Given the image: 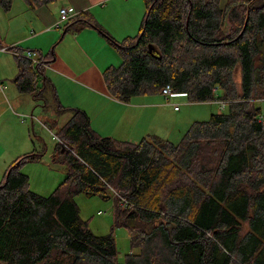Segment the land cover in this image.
<instances>
[{
  "label": "trees",
  "instance_id": "trees-1",
  "mask_svg": "<svg viewBox=\"0 0 264 264\" xmlns=\"http://www.w3.org/2000/svg\"><path fill=\"white\" fill-rule=\"evenodd\" d=\"M57 1L23 3L31 9ZM12 2L0 0V7L8 11ZM143 3L137 33L121 41L86 12L67 23V30L95 26L118 50L120 65L103 71L109 93L126 103L170 85L189 102H222L227 110L193 121L176 143L157 135L132 143L98 134L85 111L55 100L56 114L70 112L52 156L66 177L41 196L19 171L39 154L7 165L0 264H264V119L255 105L264 99V0ZM17 57V88L44 98L40 65ZM78 193L114 198L115 223L131 246L122 261L112 234L95 235L81 219Z\"/></svg>",
  "mask_w": 264,
  "mask_h": 264
},
{
  "label": "crops",
  "instance_id": "crops-1",
  "mask_svg": "<svg viewBox=\"0 0 264 264\" xmlns=\"http://www.w3.org/2000/svg\"><path fill=\"white\" fill-rule=\"evenodd\" d=\"M226 1L220 0V5L224 6ZM14 2L8 11L0 8V25L7 30L0 41V118L6 112L15 114L12 109L23 113L32 109L29 112L32 124L35 109H47L49 106L56 109L54 101L57 100L67 109L85 111L91 128L102 136L132 143L149 135L169 139V133L177 122L166 111L171 108L176 112L171 103L177 97L145 94L134 95L126 103L117 100L109 93L103 78V71L107 67L121 63L116 47L95 26L66 29L73 17L86 12L104 32L121 41L137 33L144 13L143 0H60L28 10L24 3H16L14 7ZM62 5L71 9V15L60 24L58 30L53 25L58 21ZM21 15L26 18L23 19ZM18 18L22 21L11 25ZM4 47L9 51H2ZM11 47L20 49L19 56L26 51H35L39 58L42 57L39 64L42 74L38 75L36 83L37 93L43 91L44 98L36 97L34 93L20 92L15 83L14 89L3 82L13 81L19 69V59L10 52L15 50ZM63 113H69L70 117V112ZM52 123L58 125L57 122ZM4 128L1 122L2 171L22 154L15 138L2 136Z\"/></svg>",
  "mask_w": 264,
  "mask_h": 264
},
{
  "label": "rangeland",
  "instance_id": "rangeland-1",
  "mask_svg": "<svg viewBox=\"0 0 264 264\" xmlns=\"http://www.w3.org/2000/svg\"><path fill=\"white\" fill-rule=\"evenodd\" d=\"M14 1V7H16V3L23 5V0ZM21 17L23 19L26 18V16L23 17L22 15ZM19 21H22V19L18 18L14 20L11 22V25L18 23ZM0 27L1 41L7 30H4L1 25ZM228 27L229 24L226 23L224 28L227 30ZM5 57L6 56H4V58ZM234 78L238 87H240L241 65L239 62L234 71ZM3 82L15 89L13 81L4 80ZM154 95L159 96L161 94H149V96ZM174 97L177 98L172 99L174 102L171 103V107L173 108L174 106H177V109H175L176 112H173L174 110L171 108H167L166 111L170 115V118L177 122V125L171 129L168 137L173 143L180 140L182 134L193 121L207 120L212 114H215L217 110L222 112L227 110V104L221 102H189L186 97ZM255 105L261 109L262 117L264 119V99L257 100ZM31 110L32 109H30L29 112H31ZM29 112L23 113L12 109V113L15 114L11 115L9 112L4 113L0 118V124L2 122L3 126H5L2 131V136L5 138L11 136L16 139L17 146L20 148V152H22V154L20 153L18 156L27 153L40 155L39 158L37 157L20 164L19 171L27 176V187L29 190L38 195L47 196L66 177L65 164L61 161L52 162V156L55 154L56 144L59 143L56 137L57 129L68 120L69 113H63L61 115L56 114V110L53 109L52 106H49L47 109H35V113L32 115L31 124V116ZM52 121H56L58 125L55 126ZM4 171L0 168V182L3 180ZM74 201L79 207L81 219L87 223L88 228L93 234H112L118 253V260L122 261L125 254L131 251V246L127 229L124 226L116 225L115 223L114 198L109 197L103 199L97 195L78 193L74 196ZM52 255L54 257L56 251H53Z\"/></svg>",
  "mask_w": 264,
  "mask_h": 264
},
{
  "label": "built area",
  "instance_id": "built-area-1",
  "mask_svg": "<svg viewBox=\"0 0 264 264\" xmlns=\"http://www.w3.org/2000/svg\"><path fill=\"white\" fill-rule=\"evenodd\" d=\"M70 15H71V9L66 5H62L59 8L58 21L53 25V28H56V29L60 28V24L62 22L67 21L70 18ZM2 51H9V49L4 47V48H2ZM10 52H12L14 55L19 56L18 51L11 50ZM20 56H23V57L29 59L32 62V65H38V64H40V61H41V59L39 58L38 54L35 51H26V52L20 54ZM161 94L166 96V97H172V96L174 97L176 95H184V94L173 93L170 85L163 86L161 89ZM174 109H177V106H174Z\"/></svg>",
  "mask_w": 264,
  "mask_h": 264
},
{
  "label": "water",
  "instance_id": "water-1",
  "mask_svg": "<svg viewBox=\"0 0 264 264\" xmlns=\"http://www.w3.org/2000/svg\"><path fill=\"white\" fill-rule=\"evenodd\" d=\"M64 150H71V147L63 144L62 151Z\"/></svg>",
  "mask_w": 264,
  "mask_h": 264
}]
</instances>
